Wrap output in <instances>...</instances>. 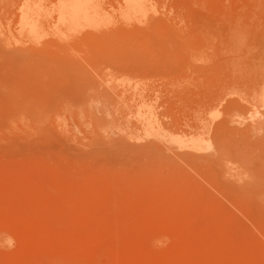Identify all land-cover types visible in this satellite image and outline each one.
I'll use <instances>...</instances> for the list:
<instances>
[{"label":"rangeland","instance_id":"1","mask_svg":"<svg viewBox=\"0 0 264 264\" xmlns=\"http://www.w3.org/2000/svg\"><path fill=\"white\" fill-rule=\"evenodd\" d=\"M0 264H264V0H0Z\"/></svg>","mask_w":264,"mask_h":264}]
</instances>
